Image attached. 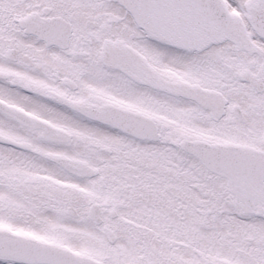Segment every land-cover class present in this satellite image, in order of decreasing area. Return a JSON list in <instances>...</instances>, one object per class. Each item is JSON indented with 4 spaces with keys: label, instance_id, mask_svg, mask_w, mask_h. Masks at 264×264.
<instances>
[{
    "label": "snow or ice",
    "instance_id": "6c2138e0",
    "mask_svg": "<svg viewBox=\"0 0 264 264\" xmlns=\"http://www.w3.org/2000/svg\"><path fill=\"white\" fill-rule=\"evenodd\" d=\"M0 264H264V0H0Z\"/></svg>",
    "mask_w": 264,
    "mask_h": 264
}]
</instances>
